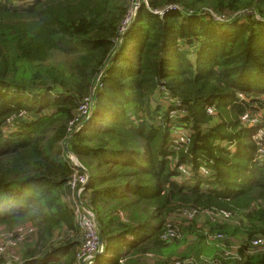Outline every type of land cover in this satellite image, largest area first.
I'll return each instance as SVG.
<instances>
[{
  "label": "trees",
  "instance_id": "obj_1",
  "mask_svg": "<svg viewBox=\"0 0 264 264\" xmlns=\"http://www.w3.org/2000/svg\"><path fill=\"white\" fill-rule=\"evenodd\" d=\"M133 4L0 0V226L22 244L9 264H78L63 144L91 96L68 150L90 176L93 264H264V122L242 121L263 105L264 0H141L121 37Z\"/></svg>",
  "mask_w": 264,
  "mask_h": 264
},
{
  "label": "built area",
  "instance_id": "obj_2",
  "mask_svg": "<svg viewBox=\"0 0 264 264\" xmlns=\"http://www.w3.org/2000/svg\"><path fill=\"white\" fill-rule=\"evenodd\" d=\"M168 11H169V9H166L163 12H158L157 14L159 16H162L163 13H166ZM135 13L136 12H134V7H132V9L130 10V12L128 14L126 24L122 30V33L132 23V21L135 17ZM161 92H162L164 100L168 104H176L178 106V104L176 103V101H174V99L167 97V93H166V90L164 88H161ZM90 107H91V101L89 100V103H86L85 105H83L79 109V115L77 116L76 119H79V118L87 115V111H88V115H89ZM208 111H209V113H211V111L209 109H208ZM174 113H175V111H173L171 113L172 116H175V115H173ZM178 113H179L180 117H183V112L179 111ZM175 114H177V113H175ZM88 115H87V117H88ZM249 120H250V114L249 113H246L242 116V121L244 123H245V121H249ZM78 125H79L78 120H75L71 123V128L75 127L71 133H73L78 128ZM177 126L178 125H174V126L172 125L171 131L173 130V131L177 132V131L184 130L181 127L178 128ZM175 135H176V139L174 142L175 145H178L179 143L186 141V134H184V133L182 134V132H180V133H176ZM262 135H264V131L261 130L258 133V136H262ZM71 158L72 159L68 158V160L73 167L74 174H73V177L71 178V180L69 181L68 185H69V189H72V190H74L75 188H78V193L76 195V201H74V203H73V209H74V213L76 216V223L79 226V228L82 232V236H83L81 246H80L79 251L77 253V261H78V264H93L95 258L97 257V254L100 252H101V254L103 253V245H102V249L100 251L99 234H98L99 229H98L96 219H95L93 212L90 209H88L84 204H82L83 202L79 201L80 196H82V191H84L85 186H86L87 175L81 171L82 166L77 162V160L76 159L74 160L73 157H71ZM183 215H185V218L192 219L196 215V213L191 212V213L183 214ZM215 215L223 216V217H225V219L229 216L225 212L214 213L213 214L214 220L216 219L214 217ZM177 237L179 238L177 230L174 228H169L168 231L166 232L165 236H164V239L167 241H172V240L176 239ZM15 241H19V240H15ZM252 245L254 247H259L262 245V242H261V240H255L252 242ZM179 263H181V262H179ZM179 263L177 262L176 264H179Z\"/></svg>",
  "mask_w": 264,
  "mask_h": 264
},
{
  "label": "rangeland",
  "instance_id": "obj_3",
  "mask_svg": "<svg viewBox=\"0 0 264 264\" xmlns=\"http://www.w3.org/2000/svg\"><path fill=\"white\" fill-rule=\"evenodd\" d=\"M134 2H135V0H134ZM261 100H262V103H263L262 107L259 108V106H257L255 111L252 114H250V120L249 121H245V125H247L248 127H253V126L258 125L259 123L264 122V98H262ZM164 104H166V103H164ZM173 115H177V114L174 113ZM88 120L89 119H86V122ZM81 124L82 123H80L78 125V128H79V126H81ZM262 131H264V130H262ZM4 132H6V131H4ZM12 132H13V130H11V131L7 130L8 135H10ZM170 132H171L170 134H171V138H172L171 139V143L175 142V139H176V135L175 134L176 133L182 132V134L184 133V134L187 135V131L186 130H181V131H177V132L172 130ZM254 138L256 140H259V139H261V136H255ZM70 156L73 157L74 160H75L74 156L68 155V157L70 159H72ZM179 170H180L181 173H183V175H188L189 174V172H187V168H184V167L181 168L180 167ZM199 173L202 174L203 176H206V175H208V170H207L206 167H203V169H201L199 171ZM77 193H78V188H75L74 190L70 189V194L67 197L66 202L69 203L71 206H73L74 201H76ZM82 194H83V191H82ZM79 201L83 202V197L82 196H80ZM82 204H84V203H82ZM206 216L207 215H202V216L198 217L199 218L198 225L202 226L205 223ZM214 217L216 218L215 222H217V223H222L224 220H227V219H225V217L220 216V215H215ZM182 218H185V215H182L181 217L173 218V220H171V221H174V222L178 223L179 220L182 219ZM30 229L31 228L27 227V228H23L22 230H23L24 234H27L30 231ZM17 231L19 232L20 230H17ZM11 233H13V232L4 231V229L1 228V226H0V258H1V260H3L5 263H8V264L9 263H13V262H17L19 260V250H20L21 245H22V244L18 243L19 241H15L13 239L14 234L12 235ZM180 238H181V234H180V237L178 239H180ZM208 243H209L208 244V248H211V250H213V247H214L213 244H216V247H217L216 249H218V248L222 249L223 248L221 246L218 247L220 242L218 241V239L216 237L215 238L214 237H210L208 239ZM229 243H230L229 245L232 246L233 251H234V248L237 246V242L234 241V240H230ZM204 260L207 261L208 264H211V260L210 259L204 258ZM191 262H192V260H185V261H183V263H179V264H190Z\"/></svg>",
  "mask_w": 264,
  "mask_h": 264
},
{
  "label": "water",
  "instance_id": "obj_4",
  "mask_svg": "<svg viewBox=\"0 0 264 264\" xmlns=\"http://www.w3.org/2000/svg\"><path fill=\"white\" fill-rule=\"evenodd\" d=\"M139 3H140V0H135L134 5H133V7H134V12H136V10L138 9V7H139ZM130 26H131V24H130V25L126 28V30L122 33L121 37H123V36L126 34V32L129 30ZM116 50H117V49H116ZM115 53H116V51H115ZM115 53L112 55V57L110 58V60L113 58V56L115 55ZM105 67H106V66H105ZM105 67H104L103 71L105 70ZM103 71H102V72H103ZM90 101H91V107H90V111H89L88 118L91 116V114H92V112H93V96H91ZM88 118H87V119H88ZM85 122H86V121H85ZM85 122H83V123L81 124V126H79V128H77L73 133H71V134L68 136L67 140L64 142V144H63V152H64L65 156H67V158H69L68 155H71V153H70L69 150H68V143H69V140H70L71 137H73V135L76 133V131L79 130V129L85 124ZM81 171L87 175V183H88L89 180H90V176L87 174V172H86L83 168L81 169ZM98 234H99V248H100V251H101V249H102V241H101V237H100V232H99ZM100 254H101V252L98 253L97 256H99Z\"/></svg>",
  "mask_w": 264,
  "mask_h": 264
}]
</instances>
